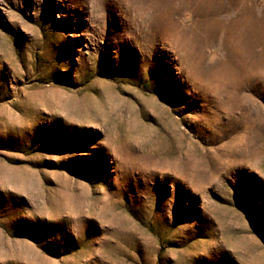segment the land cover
Returning <instances> with one entry per match:
<instances>
[{
  "label": "rangeland",
  "instance_id": "obj_1",
  "mask_svg": "<svg viewBox=\"0 0 264 264\" xmlns=\"http://www.w3.org/2000/svg\"><path fill=\"white\" fill-rule=\"evenodd\" d=\"M0 264H264V0H0Z\"/></svg>",
  "mask_w": 264,
  "mask_h": 264
},
{
  "label": "bare ground",
  "instance_id": "obj_2",
  "mask_svg": "<svg viewBox=\"0 0 264 264\" xmlns=\"http://www.w3.org/2000/svg\"><path fill=\"white\" fill-rule=\"evenodd\" d=\"M214 1V0H213ZM244 1V0H243ZM237 2V1H236ZM242 2V1H241ZM241 2H239V3H241ZM243 3V2H242ZM248 4H250L249 2H248ZM242 5V4H241ZM216 7V6H215ZM247 8H248V6H247ZM240 11V10H239ZM242 13V12H241ZM240 14V13H239ZM243 15V14H242ZM250 15H252V12H251V14ZM247 17V16H246ZM251 17V16H250ZM244 18V17H243ZM252 18V17H251ZM248 19V18H247ZM253 19V18H252ZM240 21V20H239ZM256 21V20H255ZM242 22V21H241ZM256 23V22H255ZM254 23V24H255ZM235 24H237V23H235ZM251 25V24H250ZM258 25V24H257ZM229 27H230V25H228ZM232 26V25H231ZM227 27V26H226ZM251 27V26H250ZM252 27H254V26H252ZM232 29V28H231ZM234 29V28H233ZM237 29V28H236ZM239 29V28H238ZM245 29V28H244ZM229 30V29H228ZM243 30V29H242ZM238 31V30H237ZM232 32V31H231ZM244 32V31H243ZM243 32H241V33H243ZM233 37V36H232Z\"/></svg>",
  "mask_w": 264,
  "mask_h": 264
}]
</instances>
